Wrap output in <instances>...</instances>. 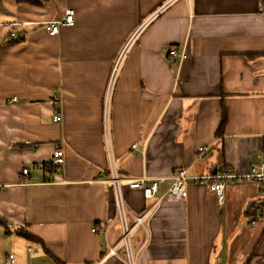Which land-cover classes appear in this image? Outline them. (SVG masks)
<instances>
[{"label":"crops","instance_id":"obj_1","mask_svg":"<svg viewBox=\"0 0 264 264\" xmlns=\"http://www.w3.org/2000/svg\"><path fill=\"white\" fill-rule=\"evenodd\" d=\"M69 9L74 24L49 36L45 26ZM263 11L262 0H0V264L10 254L12 264L97 263L119 239L116 224L103 233L114 211L101 140L112 75L118 175L171 178L185 169L189 178L184 199H162L133 231L131 247L143 243L137 264L264 258V225L250 223L259 185L225 184L218 205L192 179L245 173L264 160ZM170 45L187 54L178 66L166 59ZM59 144L64 164L50 176ZM121 187L135 216L157 198ZM104 264L123 263L110 256Z\"/></svg>","mask_w":264,"mask_h":264},{"label":"built area","instance_id":"obj_2","mask_svg":"<svg viewBox=\"0 0 264 264\" xmlns=\"http://www.w3.org/2000/svg\"><path fill=\"white\" fill-rule=\"evenodd\" d=\"M264 13V11H263ZM74 12L69 9L64 12V14L55 20L54 22H50L45 26V30L47 34L51 37L58 34L59 27H69L74 24ZM14 34H11V37ZM166 59L168 63L178 66L183 63L187 59V54L183 48H179L175 45H170L166 51ZM117 67H114L113 73L116 71ZM113 78V75H112ZM109 82L108 87L106 88V95L103 100V113H102V145L104 147L106 161H107V175H108V190L111 195V202L113 204V214L106 218V225L104 227L103 233L113 225L116 224L119 229V239L112 245H107L108 250L105 252L103 258L97 263L91 264H104L105 259L110 256L117 258L123 264H137V256L139 254L140 249L142 248L143 243L140 245L139 249H133L131 247V236L133 231L143 225L146 221L147 216L152 211V208L160 204L162 199H166L170 202H175L182 200L186 197V187H184V183L188 178V173L185 169H179L175 172L171 178H148V177H140L133 178L132 180H124L118 175L116 169V163L114 161V151L112 147L111 140V132L109 127V97L112 92L111 83L112 79ZM52 120L55 122L61 121V115H54ZM133 148L135 145H131ZM206 152L205 147H200L197 149L196 158L198 160H202L203 156ZM63 149L61 145H57L52 153V157L50 159V172L49 175L52 176L56 172H58L63 166ZM38 168L41 171H44L45 165L39 164ZM28 170L23 169L21 171L20 178L27 180ZM194 181L205 182L207 187H209V191L212 194L214 200L218 205H222L224 203V188L225 184L232 183H255L259 185V198L258 202L253 210L255 214V218L251 220V225H255L257 221L263 223L264 225V160L260 159L258 163L250 164L245 173H239L236 171H230L228 169L218 170L216 173H212L209 175H205L203 177H192ZM126 182L127 188L132 190L135 189L141 193L143 199H150L157 197L154 200L153 205L147 209V211L139 216L132 215V213L128 210L126 204L124 203L123 198V189L121 184ZM165 185V190L161 191V186ZM128 217L134 219L132 225L128 223ZM94 231H97L96 229ZM122 251V252H121ZM13 255L8 256L9 264L13 263Z\"/></svg>","mask_w":264,"mask_h":264},{"label":"trees","instance_id":"obj_3","mask_svg":"<svg viewBox=\"0 0 264 264\" xmlns=\"http://www.w3.org/2000/svg\"><path fill=\"white\" fill-rule=\"evenodd\" d=\"M18 1H24V0H18ZM262 1L264 3V0H262ZM255 57L257 58L259 56H255ZM221 114H222V116H221L219 125L217 127V132H216L217 135H220L223 133V130H224L223 127L226 123V114L224 112H222ZM15 233L17 234V236H22L23 238H25L27 241H30V242H33L37 239L36 237L29 235L25 231L24 228H18V230H16ZM249 263L250 264H264V258H260V259H257L255 261L251 258Z\"/></svg>","mask_w":264,"mask_h":264},{"label":"rangeland","instance_id":"obj_4","mask_svg":"<svg viewBox=\"0 0 264 264\" xmlns=\"http://www.w3.org/2000/svg\"><path fill=\"white\" fill-rule=\"evenodd\" d=\"M246 227L248 228V223H247V226Z\"/></svg>","mask_w":264,"mask_h":264}]
</instances>
